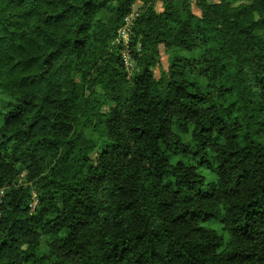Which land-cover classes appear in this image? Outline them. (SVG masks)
Returning a JSON list of instances; mask_svg holds the SVG:
<instances>
[{
  "label": "clouds",
  "instance_id": "clouds-1",
  "mask_svg": "<svg viewBox=\"0 0 264 264\" xmlns=\"http://www.w3.org/2000/svg\"><path fill=\"white\" fill-rule=\"evenodd\" d=\"M0 264H264V0H0Z\"/></svg>",
  "mask_w": 264,
  "mask_h": 264
}]
</instances>
